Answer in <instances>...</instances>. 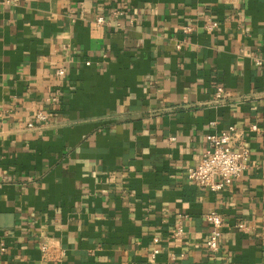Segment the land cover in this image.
Masks as SVG:
<instances>
[{"label":"crops","instance_id":"obj_1","mask_svg":"<svg viewBox=\"0 0 264 264\" xmlns=\"http://www.w3.org/2000/svg\"><path fill=\"white\" fill-rule=\"evenodd\" d=\"M231 126L246 169L197 186ZM0 264H264V0H0Z\"/></svg>","mask_w":264,"mask_h":264},{"label":"built area","instance_id":"obj_2","mask_svg":"<svg viewBox=\"0 0 264 264\" xmlns=\"http://www.w3.org/2000/svg\"><path fill=\"white\" fill-rule=\"evenodd\" d=\"M18 1V0H14ZM115 14H121L117 11ZM103 17H98L97 22L102 23ZM218 25L217 22H211L207 25L208 29H213ZM184 33L193 31V26L184 25L182 27ZM59 75L64 74L63 69H58ZM224 89L219 86L216 88L215 98L217 100L223 99ZM48 119V115L44 111H39L36 114L35 120L37 122H44ZM33 122L28 126H33ZM256 129V127H253ZM234 127L231 126L227 131L221 133H210L206 136V147L201 155L199 163L190 167L187 170V178L194 182L197 186L203 189L212 191L222 190L227 185H230L233 180L239 178L243 171L246 169L249 160V149L242 146L240 149L235 150L231 145V133ZM206 220L211 224V231L205 241V246L210 252H215L219 248V240L222 234L223 219L215 210H211L206 214ZM239 228H244L243 224L238 225ZM182 227L178 225L173 233L174 237L182 235ZM153 243L155 247L152 250V256L155 257L159 252L158 247L159 238L154 237ZM48 246L41 245L42 251H46ZM3 250V248H1Z\"/></svg>","mask_w":264,"mask_h":264}]
</instances>
